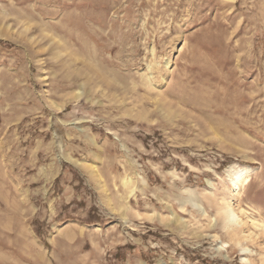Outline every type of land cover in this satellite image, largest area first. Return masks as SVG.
<instances>
[{
  "label": "rangeland",
  "instance_id": "rangeland-1",
  "mask_svg": "<svg viewBox=\"0 0 264 264\" xmlns=\"http://www.w3.org/2000/svg\"><path fill=\"white\" fill-rule=\"evenodd\" d=\"M0 264H264V0H0Z\"/></svg>",
  "mask_w": 264,
  "mask_h": 264
},
{
  "label": "bare ground",
  "instance_id": "bare-ground-1",
  "mask_svg": "<svg viewBox=\"0 0 264 264\" xmlns=\"http://www.w3.org/2000/svg\"><path fill=\"white\" fill-rule=\"evenodd\" d=\"M79 95L80 94L78 93V96ZM248 182H249V170H240L237 173H235L230 178V184H231V188H232V189H230V203H226L224 201L225 202V203L223 202L224 206H222V208H221L223 211L220 209V211H222V214H223V217H221L222 218V220H221L222 221V228L225 230H229L231 232L233 240L237 234L235 226H239L241 224L246 225L247 223L238 217V213L233 208V206H231L232 205L231 203H233L237 199V197L240 193V190L242 189V187L247 185ZM223 207H224V209H223ZM239 215H240V211H239ZM241 215H244V214L241 213ZM250 223L255 228H261L262 227V225L259 224L254 219H252V221H250ZM248 239H250V236L248 237ZM235 243H238V241ZM243 250L246 252L249 251L248 248H244Z\"/></svg>",
  "mask_w": 264,
  "mask_h": 264
}]
</instances>
